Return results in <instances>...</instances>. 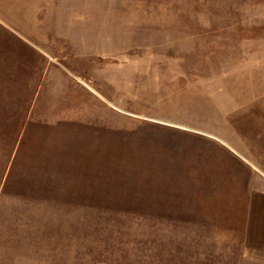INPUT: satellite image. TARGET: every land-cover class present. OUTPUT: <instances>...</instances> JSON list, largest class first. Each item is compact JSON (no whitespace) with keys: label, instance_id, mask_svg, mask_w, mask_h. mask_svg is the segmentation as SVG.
I'll use <instances>...</instances> for the list:
<instances>
[{"label":"rangeland","instance_id":"1","mask_svg":"<svg viewBox=\"0 0 264 264\" xmlns=\"http://www.w3.org/2000/svg\"><path fill=\"white\" fill-rule=\"evenodd\" d=\"M96 5L79 41L42 43L80 83V146L53 185L1 178L0 264H238L234 158L241 135L264 141V0ZM1 45L3 99L7 67L31 60Z\"/></svg>","mask_w":264,"mask_h":264},{"label":"crops","instance_id":"2","mask_svg":"<svg viewBox=\"0 0 264 264\" xmlns=\"http://www.w3.org/2000/svg\"><path fill=\"white\" fill-rule=\"evenodd\" d=\"M92 1L95 8L97 0H0V25L10 31L5 40L0 37V45L7 44L9 57L31 60L7 67L6 72L15 76L9 81L17 83L9 82L7 97L0 98V108L7 114H0V181L53 185L48 179L64 178L67 165L71 169L80 146L81 86L42 43L79 41V26L91 23ZM35 57L45 58L46 64L35 65ZM23 73L33 79L25 89L20 84ZM238 109L243 110L237 108L236 113ZM241 136L234 158L233 225L242 238L238 264H264V161L256 157L264 153V141L261 134Z\"/></svg>","mask_w":264,"mask_h":264}]
</instances>
